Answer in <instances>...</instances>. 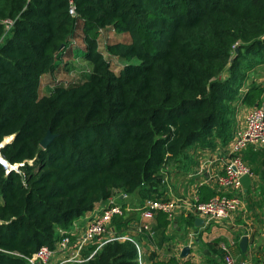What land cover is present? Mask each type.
Returning a JSON list of instances; mask_svg holds the SVG:
<instances>
[{"label":"trees","instance_id":"obj_1","mask_svg":"<svg viewBox=\"0 0 264 264\" xmlns=\"http://www.w3.org/2000/svg\"><path fill=\"white\" fill-rule=\"evenodd\" d=\"M73 3L75 16L69 0H0V142L11 136L1 152L22 163L21 172L0 165V264H31L42 245L54 247L58 228L71 231L119 193L136 194V207L166 199V165L190 146L227 144L237 108L264 102L251 76L264 71V0ZM77 56L90 66L84 78L55 80ZM45 79L55 84L40 95ZM47 130L55 136L43 148ZM243 158L257 176L244 195L254 190L264 205V145ZM186 214L179 221L194 227ZM133 216L112 224L124 231ZM157 218L164 235L170 220ZM80 253L60 264H140L130 239Z\"/></svg>","mask_w":264,"mask_h":264},{"label":"built area","instance_id":"obj_2","mask_svg":"<svg viewBox=\"0 0 264 264\" xmlns=\"http://www.w3.org/2000/svg\"><path fill=\"white\" fill-rule=\"evenodd\" d=\"M68 12L75 16L76 10L73 0H69ZM10 137L0 142V165L5 173L14 170L20 171L22 163L9 162L1 152L4 143L9 141ZM264 145V108L261 105H254L246 110L244 120L241 126L236 130L232 139L225 147V158L222 161L221 169L213 166L214 161L205 159L200 161L197 167L188 176H197L199 184L217 185L223 191L207 199L200 200L197 196L190 201L184 196L175 198H148L144 201L140 211L139 224L136 226L138 231H148L154 234L150 221L155 218L158 212L167 213L169 216L174 214L191 213L197 218H202V222L209 220H231L244 207L245 197L244 188L240 178L248 173H252L248 164L243 158V151L252 148L256 150ZM230 190L232 193H226ZM245 198V199H244ZM83 231L76 232V226L71 231L58 228V238L53 248L42 245L29 258L31 264H60L66 261H76L81 258V249L92 242L101 246L105 241L111 239H130L134 242L138 251V261L142 263V251L140 245L131 237L123 236L112 224L115 215L124 214L125 209L114 203L111 199L107 200L99 207H95ZM73 235V238L70 235ZM194 240V232L188 233V246ZM220 247L224 254L226 264H233L230 254V248L225 242H220ZM177 264H187L178 262Z\"/></svg>","mask_w":264,"mask_h":264},{"label":"crops","instance_id":"obj_3","mask_svg":"<svg viewBox=\"0 0 264 264\" xmlns=\"http://www.w3.org/2000/svg\"><path fill=\"white\" fill-rule=\"evenodd\" d=\"M254 74L256 79L264 86V73L263 77L261 75L259 77L256 72ZM225 147L226 146H223L219 149L210 148L212 150H207L208 148H192L190 151V170L185 169L186 173L183 172L184 174L182 173L180 179L170 180L173 190H169L168 188L166 190L162 187L163 182L165 183V178L167 179V172L163 170L162 172L165 175H163V180L161 182V189L164 191L162 196L166 198L184 196L186 199L192 201L194 196H197L201 200L200 197L203 198L204 195L208 198L211 194L222 193L223 190L217 185L205 184V187L200 188L199 185L201 184L198 183L199 178L197 176L189 177L188 174L190 173L189 171L193 172L197 164L205 159L213 160V166L217 169H221L222 161L225 158ZM167 166L168 165H166L164 169L167 168ZM256 182L257 176L254 175L251 177L249 187L253 188ZM170 183L167 184L166 182L169 188ZM226 193L230 194L232 192L227 190ZM255 193L256 191L254 190L247 196L243 193V196L246 198H244V207L231 220L225 219V224L220 220L212 219L208 222H201L198 225L195 224L194 227L186 228L185 224L179 221L180 216L186 213L182 212L169 216L167 213L158 212L155 218L150 221V227L154 233L153 235L148 231H138L136 229V226L139 224L140 211L145 200L136 207V194L119 193L116 195V198L112 196L110 199L125 209L124 216H127L128 213H133L134 210L137 211V219L133 216L128 226H132L134 233L132 239L141 247V260L143 264H153L156 261L169 260L171 258L175 260V264L184 261L188 264H226L224 254L219 245L220 242L228 244L233 264H264V205L257 204ZM116 199L123 200V203H117ZM102 204L104 203L99 204L97 207ZM160 213L166 214V218L170 220L164 231V235H162V228L158 226L157 216ZM90 216L91 212H86L75 220L74 225L76 226V232L80 233L83 231ZM196 218L197 217H195L194 220H196ZM190 231L194 232V240L190 243L188 254L182 257V248L185 245H189L188 233ZM173 232L178 234L175 236ZM244 234L247 235L248 243L246 250L242 251L238 243L241 236ZM161 236L163 238L160 241L159 238H161Z\"/></svg>","mask_w":264,"mask_h":264},{"label":"rangeland","instance_id":"obj_4","mask_svg":"<svg viewBox=\"0 0 264 264\" xmlns=\"http://www.w3.org/2000/svg\"><path fill=\"white\" fill-rule=\"evenodd\" d=\"M76 47H77V45H75V48ZM67 60L69 62H67L66 65L72 67V69L69 72H64V71L63 72H59L58 74L55 75L54 79L58 80V81L61 80L64 83H67V82H70V81H80L81 79H83L85 74L88 73V70H89V67H90L88 62H84L82 60V58H80L79 56H77L75 59L67 58ZM118 62H120V61H118ZM256 73H258L259 77H260V75L263 77L264 71L258 70V71H256ZM252 75H255V74H251V76ZM54 79L52 81H49L47 79L42 80L41 85H40V90H39L40 95L47 94V93L50 92V90L53 88V86L55 84ZM248 108L249 107H246V106H240L239 108H237V111L233 115L234 116L233 117V124H232L233 128H232V134H231L230 140L234 136L236 130L243 123L244 115H245L246 110ZM227 144L224 145V144L218 143V144H215L212 148L219 149L220 147L226 146ZM192 148H193V146H190V149L187 152V155L181 161H178V162H175V163L171 162L170 164H168L167 168L164 169V171L167 172L166 173L167 174V179L165 178V183L163 182V184H164V185H162L163 188H165L166 190H167V188L169 190L170 189L173 190V188H171L172 185L170 183V180H173V179H177L178 180V179H180V177H181L183 172L186 173L185 169L186 170L187 169L190 170V151L192 150ZM207 150H212V149L208 148ZM180 167H182V168H180ZM189 172L192 173L191 171H189ZM163 175H165V174H163ZM166 182H167V184L170 183V188H169V186L166 185ZM116 201L118 203L119 202L123 203V200H121V199H116ZM128 214H130V213H128ZM220 221L224 222V224H225V220L224 221L220 220ZM221 226H223V225H221ZM129 227L130 228H128V229H126L124 231H120V234H122V237L127 235V236L133 238L134 233H133V230H132V226H129ZM173 234L176 236V234H178V233H174L173 232ZM159 239H160V241L162 240V238H159ZM121 240H123V239H121Z\"/></svg>","mask_w":264,"mask_h":264},{"label":"water","instance_id":"obj_5","mask_svg":"<svg viewBox=\"0 0 264 264\" xmlns=\"http://www.w3.org/2000/svg\"><path fill=\"white\" fill-rule=\"evenodd\" d=\"M237 51V48L235 49ZM257 105V103L255 104V106ZM262 106L264 108V102L262 103ZM55 136V134H52L50 132V130H47L45 136L42 138L41 142H40V145L44 148L48 145V143L51 141V139ZM240 181H241V184L244 188V190H247V188L250 186V183H251V176L246 173L244 175L241 176L240 178ZM202 222V218H196L195 220V224L198 225ZM247 235L244 234L241 236L240 240H239V247L241 248L242 251H245L246 248H247ZM189 252V246L188 245H185L182 250H181V256H186Z\"/></svg>","mask_w":264,"mask_h":264}]
</instances>
